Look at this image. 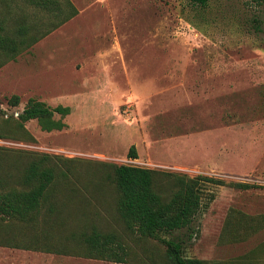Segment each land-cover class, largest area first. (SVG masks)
<instances>
[{
  "label": "rangeland",
  "instance_id": "1",
  "mask_svg": "<svg viewBox=\"0 0 264 264\" xmlns=\"http://www.w3.org/2000/svg\"><path fill=\"white\" fill-rule=\"evenodd\" d=\"M4 2L12 12L26 9L21 0ZM72 2L75 17L0 67V114L17 116L35 97L70 106L67 126L45 131L32 119L26 127L36 142L0 138V153L73 158L82 184L102 162L259 184H209L214 198H204L185 253L264 264V227L221 240L230 214L264 216V5ZM13 94L19 106L9 104ZM133 144L137 158L129 155Z\"/></svg>",
  "mask_w": 264,
  "mask_h": 264
},
{
  "label": "trees",
  "instance_id": "2",
  "mask_svg": "<svg viewBox=\"0 0 264 264\" xmlns=\"http://www.w3.org/2000/svg\"><path fill=\"white\" fill-rule=\"evenodd\" d=\"M192 1L206 6L210 0ZM250 1L264 5V0ZM21 2L26 9L16 13L0 0V67L79 13L72 0ZM8 102L19 106L21 96L13 94ZM71 112L70 106L53 107L30 97L17 116L0 114V138L36 142L26 127L28 121L38 120L45 131L62 130L67 126L64 117ZM56 114L61 117L56 118ZM29 154L0 153V245L116 263L227 264L185 253L204 198H214L207 193L208 185L243 190L261 186L108 162L94 168L88 182L82 184L75 175L77 169L71 166L73 158ZM129 155L138 157L134 144ZM237 212L241 217L234 213L233 220L230 214L222 242L248 238L264 227V216Z\"/></svg>",
  "mask_w": 264,
  "mask_h": 264
},
{
  "label": "crops",
  "instance_id": "3",
  "mask_svg": "<svg viewBox=\"0 0 264 264\" xmlns=\"http://www.w3.org/2000/svg\"><path fill=\"white\" fill-rule=\"evenodd\" d=\"M109 262V263H107ZM100 259L0 245V264H112Z\"/></svg>",
  "mask_w": 264,
  "mask_h": 264
}]
</instances>
